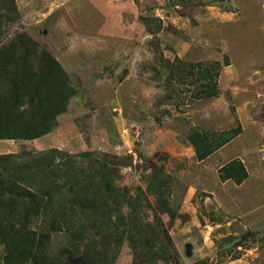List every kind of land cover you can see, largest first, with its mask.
<instances>
[{"label": "rangeland", "instance_id": "rangeland-1", "mask_svg": "<svg viewBox=\"0 0 264 264\" xmlns=\"http://www.w3.org/2000/svg\"><path fill=\"white\" fill-rule=\"evenodd\" d=\"M15 4L21 18L6 27V37L17 31L32 36L59 60L77 93L52 132L35 141H0V155L43 156L56 149L66 155L131 156V165L121 167L119 182L131 191L136 186L145 190L147 161L162 164L170 178L167 196L178 212L170 226L162 215L178 252L177 259L164 264H264V0ZM143 19H158L154 25L159 28L148 33ZM160 54L169 64H185L179 74L186 80H192L189 65L218 62V97L193 99L195 85L175 78L168 83L170 71ZM238 126L242 132L236 140L205 161L195 159L186 140L190 127L213 134ZM154 153L166 154L167 160L160 161ZM235 158L243 161L248 178L238 186L230 181L221 185L218 167ZM87 162L77 158L79 166ZM147 218L153 220L151 214ZM34 223L44 228L40 221ZM249 232L255 233L254 240L245 239L244 246L236 247L238 259L217 258L223 240ZM187 242L193 245L189 258L184 255ZM67 244L64 232L54 233L49 253ZM131 262L124 244L114 264Z\"/></svg>", "mask_w": 264, "mask_h": 264}, {"label": "trees", "instance_id": "trees-1", "mask_svg": "<svg viewBox=\"0 0 264 264\" xmlns=\"http://www.w3.org/2000/svg\"><path fill=\"white\" fill-rule=\"evenodd\" d=\"M20 18L15 0H0L2 142H29L48 135L77 93L59 60L32 36L17 31L6 37V27ZM143 25L148 33L159 28L151 23ZM153 54L155 58V48ZM159 58L171 72L168 83L177 80L195 85L193 99L218 97V62L189 65L192 80H186L179 74L183 65L179 60L172 65L161 54ZM155 72L160 74L161 69ZM241 132V126L213 134L190 127L186 140L201 162ZM154 156L167 160L166 154ZM77 158L89 163L79 166ZM131 163V156H99L97 152L66 155L56 149L43 156L29 152L0 155V264H71L77 256L83 264H114L124 244L131 252V264H164L177 259L178 252L162 220L165 214L170 226L178 217L167 196L170 178L162 164L147 161L150 172L145 190L136 186L131 191L129 186L119 185L121 167ZM218 176L221 182L240 185L248 173L241 161L233 159L219 169ZM147 211L153 220L147 218ZM36 220L44 228L38 229ZM60 232L68 236V244L50 254L52 234ZM254 235L228 236L217 247V258L238 259L236 247L244 246L245 239L253 241Z\"/></svg>", "mask_w": 264, "mask_h": 264}, {"label": "water", "instance_id": "water-1", "mask_svg": "<svg viewBox=\"0 0 264 264\" xmlns=\"http://www.w3.org/2000/svg\"><path fill=\"white\" fill-rule=\"evenodd\" d=\"M121 1L125 2L127 0H121ZM149 23L154 24L155 20H151L150 22H147L146 24H149ZM192 254H193V245L191 243H189V242L185 243L184 244V255L187 258H189V257L192 256ZM81 260H82L81 257L77 258V261H81Z\"/></svg>", "mask_w": 264, "mask_h": 264}, {"label": "crops", "instance_id": "crops-1", "mask_svg": "<svg viewBox=\"0 0 264 264\" xmlns=\"http://www.w3.org/2000/svg\"><path fill=\"white\" fill-rule=\"evenodd\" d=\"M236 139H237V137H235L234 139H232L229 143H232V142H233L234 140H236ZM37 140H38V139H37ZM34 141H35V140H34ZM229 143H227V144H229ZM227 144H226V145H227ZM226 145H225V146H226ZM225 146L221 147L219 150L223 149ZM227 146H228V145H227ZM219 150H217L215 153H213V154L210 155L209 157H211V156H213L214 154L218 153ZM209 157H208V158H209ZM208 158H207V159H208ZM235 159H237V158H235ZM239 159H240V158H239ZM205 160H206V159H205ZM205 160H204V161H205ZM232 160H233V159H232ZM230 161H231V160H230ZM239 161H241L242 164L244 165V163H243L242 160H239ZM201 162H202V161H201ZM228 162H229V161H228ZM228 162H227V163H228ZM223 165H225V164H223ZM223 165H222V166H223ZM222 166L220 165V166L218 167L217 171H219V169H220ZM248 176H249V174H248ZM218 178H219V176H218ZM219 182H220L221 185H225V183H227L228 181L221 182V181L219 180ZM230 182H231V181H230ZM243 182H244V181H243ZM243 182H242L241 184H243ZM232 183H233V182H232ZM233 184H234V183H233ZM241 184H240V185H241ZM234 185H236V184H234ZM236 186H238V185H236Z\"/></svg>", "mask_w": 264, "mask_h": 264}, {"label": "flooded vegetation", "instance_id": "flooded-vegetation-1", "mask_svg": "<svg viewBox=\"0 0 264 264\" xmlns=\"http://www.w3.org/2000/svg\"><path fill=\"white\" fill-rule=\"evenodd\" d=\"M151 20H145L144 22L147 23V22H150ZM71 264H81L79 263L78 261H75V262H71Z\"/></svg>", "mask_w": 264, "mask_h": 264}, {"label": "clouds", "instance_id": "clouds-1", "mask_svg": "<svg viewBox=\"0 0 264 264\" xmlns=\"http://www.w3.org/2000/svg\"><path fill=\"white\" fill-rule=\"evenodd\" d=\"M79 258V257H78ZM82 258V257H81ZM75 261H77V259L75 260ZM79 263H81V264H83V261L81 260V261H78Z\"/></svg>", "mask_w": 264, "mask_h": 264}]
</instances>
